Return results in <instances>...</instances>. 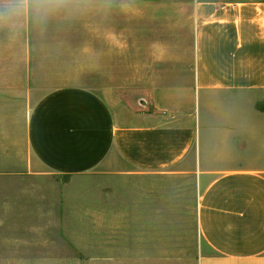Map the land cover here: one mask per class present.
Wrapping results in <instances>:
<instances>
[{"label":"crops","instance_id":"1","mask_svg":"<svg viewBox=\"0 0 264 264\" xmlns=\"http://www.w3.org/2000/svg\"><path fill=\"white\" fill-rule=\"evenodd\" d=\"M0 1L7 67L0 72V137L20 129L32 159L0 169V258L63 257L59 226L67 224L81 176L94 180L89 225L159 234L174 225L176 179L199 181L213 162L221 169L249 162L221 172L198 196L196 225L206 249L197 264H264V0H183L184 53L178 21L160 19L168 38L151 48L165 51L159 64L167 70L152 80L173 84L154 87L140 109L64 86L26 113L39 42L32 35L45 29L31 25L34 0ZM50 2L56 20L59 0Z\"/></svg>","mask_w":264,"mask_h":264},{"label":"rangeland","instance_id":"2","mask_svg":"<svg viewBox=\"0 0 264 264\" xmlns=\"http://www.w3.org/2000/svg\"><path fill=\"white\" fill-rule=\"evenodd\" d=\"M34 4L37 14L31 17V25H43L45 30L32 35L33 42H39L37 64L30 67L34 77L29 82L30 98L25 113L43 94L56 87L86 88L112 104L140 109L154 87L173 84L152 80L158 71L165 73L167 66L159 64L165 51L151 46L157 43L159 47L168 38L166 30L164 33L159 30L163 27L159 20L164 18L178 21L177 41L181 43L178 52L184 53L187 32H184L183 0L155 6L130 0H59L56 20L52 17L58 8L55 2L34 0ZM1 63L5 60L0 58ZM5 68L1 64L0 72H7ZM3 116L1 108L0 118ZM9 116L18 119L16 113ZM5 132L7 135L0 137V169L22 168L32 159L20 129ZM226 164L221 169L213 162L209 176L199 181L175 180L174 225L160 227L159 234H125L119 225H89L88 190L93 188L94 180L81 176L76 179L80 192L73 195L67 224L59 226V255L63 257L0 258V264H197L206 249L196 225L198 196L221 172L251 163ZM100 180L103 186L106 179Z\"/></svg>","mask_w":264,"mask_h":264}]
</instances>
